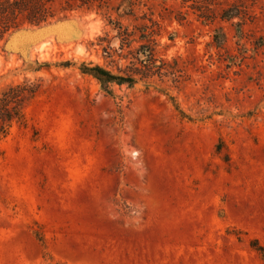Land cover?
I'll return each instance as SVG.
<instances>
[{"label": "rangeland", "instance_id": "1", "mask_svg": "<svg viewBox=\"0 0 264 264\" xmlns=\"http://www.w3.org/2000/svg\"><path fill=\"white\" fill-rule=\"evenodd\" d=\"M86 1L0 40V94L38 86L0 141V264H264V0H132L121 17V0ZM109 19L131 47L134 25L157 22L179 88L112 98L81 75L118 46Z\"/></svg>", "mask_w": 264, "mask_h": 264}, {"label": "trees", "instance_id": "2", "mask_svg": "<svg viewBox=\"0 0 264 264\" xmlns=\"http://www.w3.org/2000/svg\"><path fill=\"white\" fill-rule=\"evenodd\" d=\"M59 0H0V40L7 38L11 33L25 28L41 27L54 21L67 18L71 11L88 8L90 5L86 0H62L59 7H55ZM132 0H121L115 8L116 15H133ZM239 16L235 6L224 9L220 17L225 20H232ZM109 24L117 31L116 38L118 46L112 47L109 43L102 47L103 57L106 65L82 61L78 70L81 75L89 76L96 80L99 89L107 96H116L114 87L125 86L134 88L137 83H143L148 89L151 85H163L159 88L164 92L166 81L170 78L175 87L182 82L181 71L158 55L159 45L156 36L159 35L158 23L149 19V23L142 22L134 25V32L127 33L133 36L137 45L131 47V41L123 38L124 33L120 31L117 21L109 19ZM118 24V25H117ZM238 25L239 24H235ZM240 34L239 29H236ZM217 47L223 45L225 34L217 30L213 36ZM127 48V49H126ZM122 61V63H120ZM118 62L120 64H118ZM38 91L34 83L24 81L20 84H10L0 94V141L5 138L13 124L26 125L23 107L31 100ZM175 101V97H169ZM175 111L179 119L189 118L180 107L174 103ZM191 120V119H189ZM219 146H217L218 150ZM43 251L46 247L42 238H38ZM258 251L263 254L264 247L258 245L257 240L252 241ZM46 253V252H45ZM49 256V254L46 253ZM51 260V257H48Z\"/></svg>", "mask_w": 264, "mask_h": 264}, {"label": "water", "instance_id": "3", "mask_svg": "<svg viewBox=\"0 0 264 264\" xmlns=\"http://www.w3.org/2000/svg\"><path fill=\"white\" fill-rule=\"evenodd\" d=\"M50 24H52V23H50ZM50 24L43 25V26H41V27H35V28H43V27L48 26V25H50ZM25 29H27V28H25ZM25 29H20V30H17V31H15V32L11 33V34L8 36V38L11 37V36H12L13 38L18 37V36H21V35L24 33L23 30H25Z\"/></svg>", "mask_w": 264, "mask_h": 264}]
</instances>
